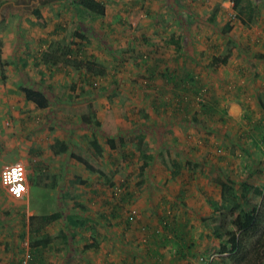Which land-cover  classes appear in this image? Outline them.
I'll return each instance as SVG.
<instances>
[{"label": "rangeland", "instance_id": "374dc122", "mask_svg": "<svg viewBox=\"0 0 264 264\" xmlns=\"http://www.w3.org/2000/svg\"><path fill=\"white\" fill-rule=\"evenodd\" d=\"M100 1L105 6L102 16L75 8L71 0H0V74H8L6 65L11 63L32 81L40 77L41 85L31 87L39 86L48 101L41 109L33 104L46 121L41 127L40 121L31 125L36 128L31 133L34 138H27L32 141L31 154L42 155L24 166L29 192L16 198L0 184V228L9 223L15 226L7 236H14L10 241L16 242L17 254L19 239L50 237L47 247L34 251L37 255L63 251L79 258L103 253L119 264H231L226 252L217 253L219 242L208 229L218 213L230 216L233 199L230 192L222 199L219 187L210 181L220 176L233 185L229 191H235L242 180L263 183L264 152L249 151L242 135L235 138L240 120L230 119L228 101L238 98L236 82L228 74V64L215 58L226 55L238 62L255 47L254 37L234 18L230 0ZM252 1L257 18H262L264 4ZM8 30L23 36L28 31V40L21 39L25 43L20 44L2 38ZM36 31L38 36L29 37ZM40 38L45 40L39 43ZM38 46L47 50L58 46L60 53L64 51L60 63L77 70L75 78L83 77L79 84H66L70 86L66 93L59 94L66 79L54 78L51 68H38ZM237 64L247 65L245 61ZM211 67L221 80H215ZM87 68L94 72L88 73ZM173 70L176 80L192 71L195 82L177 81L185 85L178 88L175 79L167 81L162 75ZM175 96L188 108L177 103ZM258 96L264 101V93ZM257 121L264 127L263 118L251 123L243 120V130L255 128L252 124ZM130 134L142 138L145 146L125 142L111 149L105 143L107 137ZM92 136L102 147L100 166L106 174L113 171L110 181L72 151L74 146L84 148L85 137ZM164 147L183 178L202 184L203 195L198 196L199 190L191 186L188 195H178L180 181L155 186V174L171 169L156 166L157 151ZM143 160L148 164L139 177ZM185 161L193 165L188 167ZM140 178L142 183L137 185ZM241 211L236 206L231 215ZM72 216L82 223L73 224ZM179 221L189 233L184 239L189 246L183 257L168 261L176 243L158 244V233L165 232L164 225ZM166 232L173 235L172 230ZM16 253L12 252L13 257ZM261 260L264 264V257Z\"/></svg>", "mask_w": 264, "mask_h": 264}, {"label": "crops", "instance_id": "0c3cea01", "mask_svg": "<svg viewBox=\"0 0 264 264\" xmlns=\"http://www.w3.org/2000/svg\"><path fill=\"white\" fill-rule=\"evenodd\" d=\"M251 2L252 4H254L252 0ZM257 2H259L258 4L261 3L264 4V0H257ZM248 29L249 31H251L252 38L254 37L253 41L256 42L255 47H251L249 49L251 51L247 52L246 57L243 58L239 57L238 62H236V60L232 57L231 59L230 56L229 57L226 56L224 62V64H228V66L230 67V72L228 74H230V78L234 77V82H236L235 88L236 91L238 92V94H236L238 98L235 97L229 98L228 103L230 104V107H229V112L228 111L227 112L231 115L230 119L236 118L237 120H240L238 128L241 129L238 130L235 138H239L240 135H242L243 137H246V139L243 140V145H245L249 151L256 150V152L257 151L264 152V127L260 126L257 121L252 124V126H255V128L251 127L247 130V132L243 130L246 128L244 126L245 122H243V120H247L248 122L251 123L256 119H260V118L264 119V113L258 104V100H261L264 103V101L258 96L259 94L264 93V14H262V18H257L255 24L248 27ZM25 33L27 34L28 31ZM26 34L23 36L22 33H19L17 31L15 33L14 31L8 30V33L5 36H2V38L7 37V38L15 39L17 40L18 43L23 44L25 42L20 40L27 39ZM38 35H39V31H36V33H31L29 37L32 36L36 37ZM15 40L13 41V44H16ZM43 40L45 39L40 38L39 43L40 42L42 43ZM22 48L24 49V47ZM14 49L15 51L18 50V48L16 47H14L13 50ZM36 50L38 51L37 54L39 58L37 59L38 63L36 64L38 68L44 70H49L51 68L54 78L58 77L60 79L61 78L66 79L64 80L65 82L63 83V85L58 89L59 91L64 87L65 88L64 92L66 93L67 91L66 89L70 87L67 86L69 83L70 85L76 83V86L79 84V82L83 77H79V79L78 77L75 78L74 74L76 72L74 71H77L76 69L69 67L68 65H63L64 63H60V62L59 63L48 62L49 64H47L45 61L41 59L40 56L41 55L40 51L47 49L38 46ZM24 54L26 56H29L30 52H25L24 50ZM58 54H60V51H58ZM11 58L13 57L11 56ZM243 61L246 62L247 67L243 64L244 66L243 68L241 64H237ZM62 67H67V68H62ZM74 67H79V66H74ZM204 68L208 69V67L206 66ZM6 69L9 72L8 74H4V73L2 75L0 74V166H7L14 163L15 161H20V163H22L25 166L27 164L29 165L31 162L38 161L39 157L42 156L41 155L39 157L37 156L35 157L34 154H31L32 149L30 145L32 141L27 138L28 137L34 138V135L31 136V133H33L36 130V128L31 129V125H35L34 123L40 121L41 122L40 127H41L43 126L44 121H46V118L44 119L45 114H43L42 112L40 113V111L33 106L32 102L25 99L23 93L21 92V88L22 87L32 88L31 85L34 84H38L40 86L41 84L39 83H41V80L40 77L37 78L36 80L33 78V80L36 81L34 82L30 80V78H26V76L24 75V71L22 69H18L17 71V69L11 63L6 65ZM210 69H212V73L216 81L221 80L220 78H223L222 76L216 75L215 68L211 67ZM28 70L29 69H27V71ZM26 75H31V74L27 72ZM49 75L50 74H48V77ZM42 77L44 78V76ZM44 81H48V78L44 79ZM64 85L67 87H65ZM239 85L241 86V88L239 87ZM39 86L38 87L35 86V89L41 91V89H39L40 88ZM238 88L239 90H237ZM41 92L43 93V90ZM246 97L248 101L245 100ZM139 99L141 100L142 98L140 97ZM221 105L222 102H219V107H222ZM187 106L188 104L186 105L185 109L188 108ZM199 113L200 112L198 110L197 114L199 115ZM230 115L227 116L230 117ZM6 123H8V126H6ZM38 126L39 125H37V128ZM204 129L208 130V128H204ZM151 136L154 137L152 133ZM224 138L225 136L222 137V139ZM242 139L240 140L242 141ZM39 141L41 143L40 139ZM15 152L16 155H14ZM8 155H10V157H8ZM161 165L162 162L160 159V162L157 161L156 166L160 168ZM182 176L183 175H180V172L171 175L169 171H165V170L161 171V174H155L154 177L155 186H158V184H161L164 181L166 183H169L170 185H174L175 181H180L178 183L180 185L177 188L178 195L181 193L185 196L186 192L188 195L190 186L191 188L196 187V189L199 190V192L196 193L198 196H200L201 194L203 195L204 193L203 190L205 189L204 187H202V184L198 180L190 181L187 179V177L184 176L183 178ZM141 182H142V178H141ZM211 183L212 185L214 184L213 186H215V183L210 181V184ZM155 186H152L151 188ZM200 188H202V190H200ZM152 190L155 191L154 188ZM27 192H29L28 184H27ZM25 193L23 194V196L25 195ZM6 225H8L6 228H2V227L0 228V256H1L0 264H5L6 261L7 264H15V263L20 264V261L21 260L23 261V255H24L23 252L25 250L22 243L24 240L27 241L26 242L27 252L31 253L29 258L26 260V263L24 264H119V262H112L110 257L105 256L103 253L92 255L91 257L87 256V258L82 256L79 258L76 256H71L70 254H67V252L64 253L63 251H61L57 255L53 254L51 256L46 255L45 252L39 255H37L34 252V251L39 252L38 248L47 247V245L50 244L51 239L44 246L31 245L32 242L29 241L28 239H22V240L19 239L18 243L21 249L20 252L21 255L20 253H18L19 254L18 255L15 251V247H13L16 246V242L15 244H13L10 241L12 240V238L14 240V236L13 235L12 237L7 236V234L10 235L11 233H13L15 226L12 225L11 223ZM148 242H149V238L147 239L146 242L147 245L149 244ZM2 248L6 249V252H4ZM146 249L151 252L153 251L154 247L151 248L147 246ZM56 250H59V248L57 247ZM12 252L16 253L15 257H13ZM153 253H155V251Z\"/></svg>", "mask_w": 264, "mask_h": 264}, {"label": "trees", "instance_id": "16d2710c", "mask_svg": "<svg viewBox=\"0 0 264 264\" xmlns=\"http://www.w3.org/2000/svg\"><path fill=\"white\" fill-rule=\"evenodd\" d=\"M230 1L232 2L234 18L236 20H238L247 28L255 24V22L257 21V15L255 7L252 4L251 0ZM71 4L75 8L81 9L82 11H85L86 13L92 15L102 16L105 14V6L100 0H71ZM213 18L214 17L212 15L211 17H209V19ZM175 46H178L176 42ZM58 51V46H55L51 50H41V59L46 63H59L61 62L59 57L63 56L65 53L64 51H62L60 54H58ZM225 59L226 55L222 56L221 58H215L218 63H224ZM64 62L68 63L69 60H66ZM74 65L78 66L76 64ZM98 67L100 68L101 66L98 65ZM87 69L88 73L94 72L91 68ZM95 72L99 73L101 71L97 69ZM175 73L176 71H174L173 74H171L170 72H162V75L163 77H165V79H167V81H171V79L174 80L175 77L178 76V74ZM193 77H195L194 73L189 70L178 80L175 79L174 84L178 88H184L185 85L182 84L183 86H179V82H187L189 84H193V82H195ZM64 91L65 88L63 87L59 91V94H63ZM160 91H162L161 88ZM21 92L23 93L25 99L32 102L37 108H44L48 104L47 98L41 91L37 89L22 87ZM163 96H166V94H161V97ZM176 98L177 103L183 104V106L186 107L187 104L183 103L185 101L180 102L179 99H182L181 97ZM258 104L264 113V103L261 100H258ZM207 108L209 109L210 107ZM84 141L85 147L78 148L74 146L72 149L73 153L77 156L83 157L86 163H88L89 165H93L94 170L97 173L103 174L106 179L109 180L111 175L113 174V171H109V174H106V171H104L100 166V157L102 154V147L100 143L95 136H92L90 138L85 137ZM115 141L118 144H116ZM125 142H135L137 147L145 146L142 142V138L137 137L133 134L128 135L126 138L122 136H118L117 138H105L106 145L111 149H115L117 146L122 145ZM166 149V147L160 148L157 151V155H159L164 166L168 167L169 169L171 168V175L177 174L179 172L177 162L172 157L170 158L169 153ZM150 156L152 157L151 154L148 157ZM147 164L148 161L143 160V162L138 166L137 174L139 175V177H141V175L143 174V171L146 168ZM184 164L188 167L193 165V163L188 161H185ZM212 181L219 187L220 194H223L222 199L225 198V193L230 192V196L232 197L234 203V206H232L228 211L230 213V216L228 218H226V215L224 213L220 212L218 213L219 216L216 219L211 220L212 223L210 224L208 233L219 242L217 253L226 252L227 257L232 261L231 264H260L261 262H263L261 260L262 257H264V182L261 184H253L248 180H242L239 182L235 191H229L233 189V185L230 182L223 180L220 176L215 175ZM136 183L137 185H140V183H142L141 178L138 179ZM236 206L240 207L243 213L239 212L236 215L232 216V210ZM70 220L73 224H79L83 221L81 218H75L74 216H72ZM164 226L165 232L158 233L161 238L157 239V243L162 245H167L172 241L176 243V247L173 249V252L168 256V261L174 260L176 259V257H183L184 252L186 253V247L189 246L185 241L189 233L183 227V223L179 221L178 223ZM167 230H172L173 235L167 236ZM49 241L50 237H43L40 240L34 239L33 241H31V245L44 246ZM154 251L156 254H161L159 249H153V252Z\"/></svg>", "mask_w": 264, "mask_h": 264}, {"label": "clouds", "instance_id": "9594fccd", "mask_svg": "<svg viewBox=\"0 0 264 264\" xmlns=\"http://www.w3.org/2000/svg\"><path fill=\"white\" fill-rule=\"evenodd\" d=\"M23 179V168L20 165H16L10 170H5L3 174L5 185H12L9 190L17 198H20L21 194L27 191L22 183Z\"/></svg>", "mask_w": 264, "mask_h": 264}, {"label": "built area", "instance_id": "2783aa9c", "mask_svg": "<svg viewBox=\"0 0 264 264\" xmlns=\"http://www.w3.org/2000/svg\"><path fill=\"white\" fill-rule=\"evenodd\" d=\"M16 165H20L22 168H23V176H24V179H23V181H22V183L24 184V186H25V188L27 189V183H26V172H25V167H24V165L22 164V163H20V162H17V163H13V164H10V165H7V166H4L1 170H0V184H1V186L4 188V189H6L7 191H8V193H10L13 197H15L11 192H10V187H12V185H5V183H4V180H3V174H4V172H5V170H10L12 167H14V166H16ZM25 192H23L22 194H21V196L20 197H22L23 196V194H24ZM17 198V197H16ZM26 240H24L22 243H23V245H24V255H23V260L24 261H26L28 258H29V253L27 252V245H26Z\"/></svg>", "mask_w": 264, "mask_h": 264}]
</instances>
